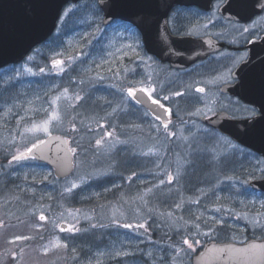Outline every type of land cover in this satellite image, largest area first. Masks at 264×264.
<instances>
[{
    "label": "rangeland",
    "instance_id": "rangeland-1",
    "mask_svg": "<svg viewBox=\"0 0 264 264\" xmlns=\"http://www.w3.org/2000/svg\"><path fill=\"white\" fill-rule=\"evenodd\" d=\"M95 7L91 0L69 4L47 43L0 70V264H192L207 239L264 237V196L239 178L264 173V164L200 125L194 115L208 107L178 109L185 123L175 144L152 137L148 118L147 138H130L139 149L127 155L126 169L107 147L83 151L82 140L106 135L110 117L106 71L95 72L93 64L101 67L107 57L91 54L82 64L77 55L84 37L106 30ZM55 58L62 66H52ZM80 76L96 85L88 89L93 98H80ZM53 133L68 136L75 149V172L62 180L27 151ZM125 184L141 186V193L128 197ZM159 188L157 202L151 195ZM25 192L33 194L29 202ZM57 193L62 199L55 203Z\"/></svg>",
    "mask_w": 264,
    "mask_h": 264
},
{
    "label": "flooded vegetation",
    "instance_id": "flooded-vegetation-1",
    "mask_svg": "<svg viewBox=\"0 0 264 264\" xmlns=\"http://www.w3.org/2000/svg\"><path fill=\"white\" fill-rule=\"evenodd\" d=\"M91 1L101 17L100 26L106 30L92 35L91 39L88 35L84 37L77 55L82 64H90L91 54L107 57V63L101 67L95 61L93 64L95 72L106 71L103 81L108 85L110 117L106 135H99L93 142L82 140L80 146L83 151L99 152L107 147L109 153L120 155L122 168L126 169L127 155L139 149L130 144V138H147L148 118L155 130L152 137L160 135L168 144H175L179 137L177 129L185 123L184 117L176 113L178 109L208 107L210 112L194 115L202 123L200 125L206 127L209 133L218 134L239 146L241 151L251 153L264 164V154L259 148L241 144L203 120V117L220 111L239 119L253 118L255 141H260L261 134L264 136V13L253 15L251 11H241L234 0H177L175 3L170 0H126L125 18L115 17L106 24L104 11H100L97 0ZM169 6L172 11L166 16ZM136 24L140 27H135ZM161 56L175 57V64L163 60ZM251 57L258 59L257 66H246L237 73ZM51 64L62 66L58 58L53 59ZM92 87L96 85H86L80 76L75 89L81 92L82 98L90 95L88 89ZM201 87L205 89L204 93L197 91ZM129 89L134 90L135 95H131ZM141 89H147V92ZM177 92L182 95L177 96ZM148 93H151V101L158 100L159 105L167 109L168 120H157V115L140 100ZM186 132L192 135L198 131L191 128ZM66 137L75 151L71 139ZM105 138L113 144L106 146ZM149 166L145 163L146 169ZM157 166L158 163H154L155 169ZM239 178L253 193L264 196V190L250 185L252 179L264 178V173L254 172L251 177ZM8 185L13 186V183ZM121 186L128 197L141 193V186L134 189H129L131 185L128 184ZM161 191L162 188L157 189L151 198L158 202ZM116 195L111 193L109 197ZM9 196L14 208L15 194ZM246 237L241 242L261 236L248 233Z\"/></svg>",
    "mask_w": 264,
    "mask_h": 264
},
{
    "label": "water",
    "instance_id": "water-1",
    "mask_svg": "<svg viewBox=\"0 0 264 264\" xmlns=\"http://www.w3.org/2000/svg\"><path fill=\"white\" fill-rule=\"evenodd\" d=\"M80 0H0V69L23 61L40 43L48 40L55 32L64 7ZM177 0H170L175 3ZM126 0H109L104 10V22L110 23L115 17L125 18ZM175 64V57L161 56ZM258 59L251 57L237 71L250 65L257 66ZM236 73V74H237ZM242 88H246L243 86ZM141 97V101L157 116L168 120L167 109L152 103L150 97ZM208 125L218 128L237 142L251 148H259L264 154V136L259 142L253 137V118L239 119L228 112L220 111L213 116L203 117ZM263 121L261 120V123ZM31 157L51 166L59 179L71 176L75 170V157L69 139L62 134H51L39 142ZM250 185L264 190V178L252 179ZM61 227H69L63 222ZM193 264H264V238L252 237L244 242L235 240H209L193 255Z\"/></svg>",
    "mask_w": 264,
    "mask_h": 264
},
{
    "label": "snow or ice",
    "instance_id": "snow-or-ice-1",
    "mask_svg": "<svg viewBox=\"0 0 264 264\" xmlns=\"http://www.w3.org/2000/svg\"><path fill=\"white\" fill-rule=\"evenodd\" d=\"M234 3L237 4L238 7H240L241 11H251L253 13V15H259L260 13H264V0H234ZM97 4L99 6L100 11H104L108 6H109V0H97ZM172 11L171 6L168 7V11L165 12V15H169ZM239 14V13H238ZM135 27L139 28L140 25L136 24ZM62 63V61L60 62ZM141 91H145L147 92V89H141ZM197 91L200 93H204L205 89L203 87L201 88H197ZM129 93L131 95H135L134 90L129 89ZM149 97L151 98V93H148ZM177 96H181L182 93L177 92L176 93ZM152 103L155 104H159L158 100L153 99ZM161 107H163V105H161ZM169 114H170V110H169ZM157 120H160L161 117L157 116L156 117ZM164 127L167 128V124H164ZM44 131H48L47 127H44ZM41 143H43V141H41ZM97 143L99 144L100 142L97 141ZM36 147V145H33L32 148H28L27 151L30 153L32 152L33 148ZM22 158H25L23 156H14L13 159L14 160H20ZM173 178L170 176L169 177V181H171ZM73 187H76L75 184H73ZM41 219H44L43 216H41ZM125 227H132V225L127 224L125 225ZM185 243H188L187 241H185ZM189 247L191 248V245L189 244Z\"/></svg>",
    "mask_w": 264,
    "mask_h": 264
},
{
    "label": "trees",
    "instance_id": "trees-1",
    "mask_svg": "<svg viewBox=\"0 0 264 264\" xmlns=\"http://www.w3.org/2000/svg\"><path fill=\"white\" fill-rule=\"evenodd\" d=\"M55 179H58V178H55ZM24 194H25L24 197H23V195H20L19 198L23 197V199L28 200L27 202H29L32 199V197H33V194H29V193H26V192ZM135 196L136 195L133 194V195H131V198H134ZM172 196H174V195H172ZM60 197H61V194L57 193L51 198H52V201L56 203V202H58V201H60L62 199ZM201 247H202V244L198 246L197 250L200 249Z\"/></svg>",
    "mask_w": 264,
    "mask_h": 264
}]
</instances>
